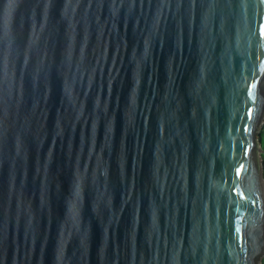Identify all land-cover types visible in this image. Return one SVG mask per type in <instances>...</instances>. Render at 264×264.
Listing matches in <instances>:
<instances>
[{"label":"water","instance_id":"95a60500","mask_svg":"<svg viewBox=\"0 0 264 264\" xmlns=\"http://www.w3.org/2000/svg\"><path fill=\"white\" fill-rule=\"evenodd\" d=\"M0 13V264H261L264 0Z\"/></svg>","mask_w":264,"mask_h":264},{"label":"snow or ice","instance_id":"6c2138e0","mask_svg":"<svg viewBox=\"0 0 264 264\" xmlns=\"http://www.w3.org/2000/svg\"><path fill=\"white\" fill-rule=\"evenodd\" d=\"M6 18L3 15V13H0V38H3L4 34H5V29H6ZM241 168H243V165L240 166Z\"/></svg>","mask_w":264,"mask_h":264},{"label":"clouds","instance_id":"9594fccd","mask_svg":"<svg viewBox=\"0 0 264 264\" xmlns=\"http://www.w3.org/2000/svg\"><path fill=\"white\" fill-rule=\"evenodd\" d=\"M263 127H264V125H263ZM262 130H263V128H262ZM262 130L258 131V133H260V137H261ZM260 140H261V138H260ZM260 150L262 153H258V154H259L260 158L262 159V154H263L262 145L260 146ZM262 161H263V159H262ZM261 171H262V176H263V188H264V163H263V167H261ZM263 260H264V258L262 259L261 264L263 263Z\"/></svg>","mask_w":264,"mask_h":264},{"label":"trees","instance_id":"16d2710c","mask_svg":"<svg viewBox=\"0 0 264 264\" xmlns=\"http://www.w3.org/2000/svg\"><path fill=\"white\" fill-rule=\"evenodd\" d=\"M261 145H262V150H263L262 159H263V163H264V127H263V130L261 132ZM262 264H264V260H263Z\"/></svg>","mask_w":264,"mask_h":264}]
</instances>
